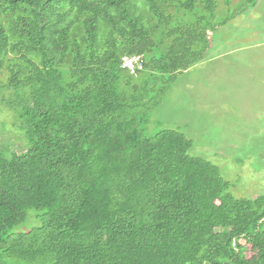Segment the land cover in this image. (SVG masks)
Listing matches in <instances>:
<instances>
[{"label": "trees", "instance_id": "trees-1", "mask_svg": "<svg viewBox=\"0 0 264 264\" xmlns=\"http://www.w3.org/2000/svg\"><path fill=\"white\" fill-rule=\"evenodd\" d=\"M216 5L0 0V90L27 134L0 150V264H264V195L233 198L184 134L130 114L141 74L204 58Z\"/></svg>", "mask_w": 264, "mask_h": 264}, {"label": "rangeland", "instance_id": "rangeland-1", "mask_svg": "<svg viewBox=\"0 0 264 264\" xmlns=\"http://www.w3.org/2000/svg\"><path fill=\"white\" fill-rule=\"evenodd\" d=\"M216 4L206 16L217 27L204 58L172 80L155 74L143 84L141 74L143 101L130 114L148 137L166 129L184 134L192 142L190 156L215 165L233 198L251 200L264 195V0ZM11 93L0 90L6 154L27 148L26 130L4 101Z\"/></svg>", "mask_w": 264, "mask_h": 264}, {"label": "built area", "instance_id": "built-area-1", "mask_svg": "<svg viewBox=\"0 0 264 264\" xmlns=\"http://www.w3.org/2000/svg\"><path fill=\"white\" fill-rule=\"evenodd\" d=\"M121 67L122 69L127 70L130 73H134L136 70H142L143 64L138 57H124L122 59Z\"/></svg>", "mask_w": 264, "mask_h": 264}]
</instances>
